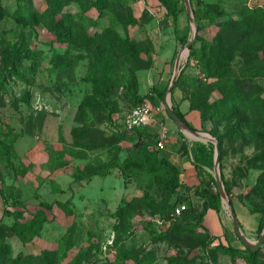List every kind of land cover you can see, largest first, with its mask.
Wrapping results in <instances>:
<instances>
[{
	"label": "rangeland",
	"instance_id": "obj_1",
	"mask_svg": "<svg viewBox=\"0 0 264 264\" xmlns=\"http://www.w3.org/2000/svg\"><path fill=\"white\" fill-rule=\"evenodd\" d=\"M191 1L205 11L202 19L192 13L195 34L184 0H173L175 15L158 0H0V264L44 250L61 264L79 251L88 258L81 264H133L140 249L154 252L150 264L171 257L264 264V243L254 261L214 249L245 247L230 208L250 243L264 231V213H251L264 210V0ZM53 13L70 15L68 33ZM191 41L170 105L185 114L191 131L215 135L227 202L216 182L214 144L189 139L155 94L165 96ZM240 94L257 108L235 105L228 115L220 103ZM137 98L147 126L129 119ZM140 146L175 165L183 187L172 194L144 173L123 175L115 167L105 177L74 180L120 166ZM207 192L218 193L220 212L197 221ZM143 196L168 208L142 203ZM126 203L130 210H121ZM176 205L187 211L173 216ZM41 209L47 222L38 234L6 229L14 212L25 223Z\"/></svg>",
	"mask_w": 264,
	"mask_h": 264
},
{
	"label": "trees",
	"instance_id": "obj_2",
	"mask_svg": "<svg viewBox=\"0 0 264 264\" xmlns=\"http://www.w3.org/2000/svg\"><path fill=\"white\" fill-rule=\"evenodd\" d=\"M159 3L166 9V11L170 15H175L176 11V4L173 2V0H158ZM191 3L192 13L194 15V18L202 19L205 17V11L203 9V6L201 5V2L195 1ZM2 14V9L0 7V16ZM252 14H254L252 12ZM51 17H59L61 19L62 25L64 27H68L69 31V25L70 23H74L71 21L70 15L61 14L57 15L53 13ZM39 18L47 24V20L50 18H45V15L42 14L39 16ZM1 20V17H0ZM76 27V26H75ZM78 32V31H76ZM56 35H61L57 34ZM63 35V34H62ZM158 99L163 100L164 98V91H156L155 92ZM228 95L227 99L224 103H220V105H227V110H229L228 115H233L235 113V105L237 108H239L243 112H248L249 110H252L255 106L251 104V100L240 94V97ZM232 100V101H230ZM142 102V99H136L135 104L133 107L140 105ZM257 107H255L256 109ZM176 115L182 120V122L189 128L192 129L191 126L188 124L187 120L185 119V114L181 113L177 108H173ZM196 110L192 105L190 106V111ZM193 130V129H192ZM210 135L215 137V135L212 132H208ZM187 151V150H185ZM212 163V160L210 161ZM117 168L123 175L126 173H144L148 176H150L154 182V184L158 187H162L168 192L174 194L178 191L179 188L183 187V183L180 180V172L178 168L173 165L170 161L164 158H159L157 155L152 152V150L148 146H140L138 147L134 152H132L123 162L120 166L113 164L105 167L102 171H93L85 174H75L74 180L79 181L83 179H89L92 176H99V177H105L110 174L112 168ZM189 189V188H187ZM202 198V204H201V212L198 215L197 221L203 220L206 212L208 210L214 211L216 214L220 212L221 204H220V197L218 193H212L207 192ZM139 201H142V203H150L154 207H162V210H166L168 208V205L165 203L155 202L154 200L148 199L147 196H143L141 198H138ZM57 207L61 208L63 205L61 203L56 202L55 203ZM231 205V202L229 203ZM131 204L126 203L121 210H130ZM177 206V205H176ZM48 209H51L53 206L49 205ZM175 209V208H174ZM174 209H172V213L174 212ZM187 211V209L185 210ZM183 211L182 215L185 213ZM264 213V210L258 211V210H252L251 213ZM120 215V214H119ZM14 223L11 227L6 228L9 229L13 235L20 236L22 231H25L28 233V235H36L38 234L39 230L41 229L42 225L47 222V216L43 209L36 211L32 214L31 219L27 220L25 223H22L23 214L22 212H14ZM259 229L263 227V217H261L259 223H258ZM213 239H217L215 236H212ZM216 251L222 252L225 255H247L248 258H250L252 261L257 259L256 252H252L246 247H244L242 250L239 248L233 247L231 244H222L218 243L216 247L214 248ZM154 252L149 251L145 252V249L137 250V252L133 253V255L130 257V261L133 264H150V257L152 256ZM84 259H88L86 257L85 251H79L75 256H73L72 261L67 264H81ZM14 264H61L57 262V259L53 255V253L44 250L40 255L38 256H26L20 254ZM167 264H185L183 260H180L176 257H171L168 259Z\"/></svg>",
	"mask_w": 264,
	"mask_h": 264
},
{
	"label": "water",
	"instance_id": "obj_3",
	"mask_svg": "<svg viewBox=\"0 0 264 264\" xmlns=\"http://www.w3.org/2000/svg\"><path fill=\"white\" fill-rule=\"evenodd\" d=\"M184 4L186 6L187 12L189 14V18H190V22L192 24V30L195 34L196 32V28L194 26V21L192 18V12H191V8H190V3L189 0H184ZM194 39H195V35H194ZM193 43V41L189 42L186 46H185V50L182 52V54L179 56L178 60L176 61V67H175V74L173 76V79L171 81V84L169 85L166 94L164 96V106L167 110L168 115L170 116V118L172 119V121L175 123V125L181 130L183 131V133L191 140H206V141H210L214 144L215 146V155H214V163H215V176H216V182L219 188V192H220V196L221 199L226 200V196L223 190V186L220 182V177H219V173H218V158H219V148H218V144L215 141L214 138H212L210 135L205 134V133H198V132H193L191 131L183 122L182 120H180V118L176 115V113L174 112V110L172 109L171 105H170V92L171 89L177 79L178 73H179V65H180V60H182L183 58H185L187 56V51L189 50L191 44ZM227 202V200H226ZM230 205V204H229ZM231 207V205H230ZM230 213H231V217H232V221H233V225L236 231V234L239 238V240L242 242V244L249 249L252 252H256L258 250V248L264 243V231L263 233L260 235L259 239L257 240V242L255 243H250L242 234V232L240 231L237 221L235 219L234 216V212L232 210V208H230Z\"/></svg>",
	"mask_w": 264,
	"mask_h": 264
},
{
	"label": "built area",
	"instance_id": "obj_4",
	"mask_svg": "<svg viewBox=\"0 0 264 264\" xmlns=\"http://www.w3.org/2000/svg\"><path fill=\"white\" fill-rule=\"evenodd\" d=\"M129 119L132 120L133 125L135 126H147L149 124V116L143 105L135 106L128 111ZM158 149L162 150L164 146L161 142L157 144ZM186 210L185 205H178L175 207L173 216H180L183 211Z\"/></svg>",
	"mask_w": 264,
	"mask_h": 264
},
{
	"label": "crops",
	"instance_id": "obj_5",
	"mask_svg": "<svg viewBox=\"0 0 264 264\" xmlns=\"http://www.w3.org/2000/svg\"><path fill=\"white\" fill-rule=\"evenodd\" d=\"M208 211H210V210H208ZM208 211H207V212H208ZM207 212H206V213H207ZM213 212H214V211H213ZM205 215H206V214H205ZM204 217H205V216H204ZM213 235H214V236H218V233H213Z\"/></svg>",
	"mask_w": 264,
	"mask_h": 264
}]
</instances>
